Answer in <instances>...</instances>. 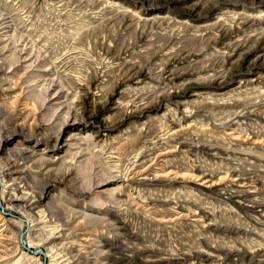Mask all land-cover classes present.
I'll use <instances>...</instances> for the list:
<instances>
[{"label":"rangeland","instance_id":"374dc122","mask_svg":"<svg viewBox=\"0 0 264 264\" xmlns=\"http://www.w3.org/2000/svg\"><path fill=\"white\" fill-rule=\"evenodd\" d=\"M0 264H264V0H0Z\"/></svg>","mask_w":264,"mask_h":264},{"label":"bare ground","instance_id":"6f19581e","mask_svg":"<svg viewBox=\"0 0 264 264\" xmlns=\"http://www.w3.org/2000/svg\"><path fill=\"white\" fill-rule=\"evenodd\" d=\"M205 183H207V182H205Z\"/></svg>","mask_w":264,"mask_h":264}]
</instances>
